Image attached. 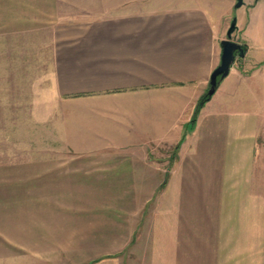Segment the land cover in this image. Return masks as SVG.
<instances>
[{"label":"crops","instance_id":"1","mask_svg":"<svg viewBox=\"0 0 264 264\" xmlns=\"http://www.w3.org/2000/svg\"><path fill=\"white\" fill-rule=\"evenodd\" d=\"M133 2L0 0V264H264L261 28L185 133L232 11ZM62 116L84 145L14 158L7 124Z\"/></svg>","mask_w":264,"mask_h":264},{"label":"rangeland","instance_id":"2","mask_svg":"<svg viewBox=\"0 0 264 264\" xmlns=\"http://www.w3.org/2000/svg\"><path fill=\"white\" fill-rule=\"evenodd\" d=\"M133 2L131 0H62L64 3L65 9L67 12L71 10V12L75 15L77 14L79 17H84L85 13L93 14V16H97L102 12L107 11L112 8L123 9V7L127 2L137 3L136 5H140L141 10H153L165 8L172 4L176 0H135ZM194 1V0H192ZM204 1H214L215 5L218 7V12H223L222 14H230L233 18H237V29L240 28L241 25H259L261 28V33L263 34L264 40V0H244V5L240 8L236 9L235 4L237 0H204ZM131 3V4H133ZM129 6V5H128ZM75 17V16H74ZM256 34V30L248 29L245 30H236L235 35H238L239 43L251 44V37ZM264 45V43H263ZM264 52V51H263ZM49 63V61H48ZM47 63V66H48ZM49 95V93H47ZM48 103V102H47ZM85 105H77V103H67L63 102L61 111L58 115H69L76 114L78 111H82L85 109ZM196 107V106H195ZM50 108L47 105V117L49 114ZM193 116V115H192ZM192 118V117H191ZM76 119L69 120L66 119L64 122L63 116L62 118H58L56 120L51 119L45 123H14L7 124L6 131L8 134H12V138L8 136L7 146H10L14 149V158H31L35 157L32 155V151L36 149L38 146L43 145L46 147V158H51L52 156L58 157H67L68 155H63L65 147H69L72 145H78L76 143L79 142L80 145L85 144V139L80 138L82 134L78 133L81 131V127H84V124H80L75 122ZM191 120V119H190ZM190 122V121H189ZM188 122V123H189ZM187 123V124H188ZM185 125V128L187 126ZM2 124H0V131L2 129ZM80 136V137H78ZM84 142V143H83ZM0 143L5 144L4 139L0 138ZM21 148H29V154H22ZM49 149H51L49 151ZM53 150H57L54 155ZM163 154H160L162 158H166L165 149L163 150ZM168 153V152H167Z\"/></svg>","mask_w":264,"mask_h":264},{"label":"water","instance_id":"3","mask_svg":"<svg viewBox=\"0 0 264 264\" xmlns=\"http://www.w3.org/2000/svg\"><path fill=\"white\" fill-rule=\"evenodd\" d=\"M244 5V0H237L235 8L238 9ZM237 30V18L231 20L229 29L227 31V38L221 41L222 56L221 63L213 71L207 94L213 96L219 88L221 81L227 77L230 73L231 68L239 58H243L247 52L243 44L234 40V34Z\"/></svg>","mask_w":264,"mask_h":264},{"label":"trees","instance_id":"4","mask_svg":"<svg viewBox=\"0 0 264 264\" xmlns=\"http://www.w3.org/2000/svg\"><path fill=\"white\" fill-rule=\"evenodd\" d=\"M244 48H247L246 44H243ZM211 99V96H209L207 93H204L198 100L195 110H194V114L190 120V122L187 124L186 128H185V133L192 130L197 123V119L198 116L200 114L201 109L205 106V104Z\"/></svg>","mask_w":264,"mask_h":264},{"label":"flooded vegetation","instance_id":"5","mask_svg":"<svg viewBox=\"0 0 264 264\" xmlns=\"http://www.w3.org/2000/svg\"><path fill=\"white\" fill-rule=\"evenodd\" d=\"M238 42V41H237Z\"/></svg>","mask_w":264,"mask_h":264}]
</instances>
